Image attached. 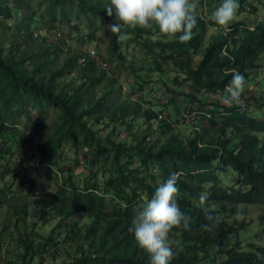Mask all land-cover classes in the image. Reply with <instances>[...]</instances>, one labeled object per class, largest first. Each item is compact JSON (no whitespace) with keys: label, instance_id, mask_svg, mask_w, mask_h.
Instances as JSON below:
<instances>
[{"label":"trees","instance_id":"16d2710c","mask_svg":"<svg viewBox=\"0 0 264 264\" xmlns=\"http://www.w3.org/2000/svg\"><path fill=\"white\" fill-rule=\"evenodd\" d=\"M42 1L49 11L51 23L56 20V8L62 19L66 18L67 11L76 10L77 13L101 17L109 24L117 22L115 17H108L106 13L109 0ZM239 5L236 15L239 17H242L241 12L254 14L259 8L264 10V0H239ZM20 13L22 17L18 24L21 29L15 36L24 40L12 39L6 53L1 54L0 51V154L3 149L10 148H3L2 140L9 132V135L17 133L14 117L30 102L34 105L45 102L59 110V123L53 136L38 144L41 162L45 161L44 156L47 157L44 146H49L51 155L61 143H70L73 147L88 149L93 146L91 162L101 166L108 164L111 171L108 179L92 173L93 178L86 185L74 182L70 174L60 180L58 191L51 197L49 210L41 211L42 216H48L46 221L54 218L58 221L47 235L38 234L41 240H37L34 246L32 239L25 237L22 240L23 255L33 249L43 258L48 252L54 262L59 253H64L59 248L68 249L66 243L72 244L74 237H78V250L71 260L61 259L57 264H150L149 254L138 246L128 229L142 210L144 201L151 198L171 173L178 172L177 203L190 222L187 230L181 225L170 233L175 253L171 264H264L261 256L264 246L252 242L242 244L238 237L250 220L245 217L237 220L235 216L239 205L264 207V114H252L247 103L241 110L237 106H226L218 99L225 94L233 71L241 73L248 81L254 76V71L264 69L261 66L264 61V23L258 14L250 23L235 21L228 25L226 35L213 30V26H218L213 22V33L205 46L203 38L207 26L200 18H197L191 39L183 43L177 37L152 42L150 37L158 32L154 31L155 27H121L124 37L130 35L145 54L162 60L178 57L175 64L182 72L181 82L188 81L195 92L201 93L199 100L193 96L194 93L188 94L191 100L196 101L198 109L203 107L208 96H218L215 99L219 103H214V106L225 124L216 123L211 133H199L201 137L197 141L195 138L184 140L174 133L173 122H195L196 119L180 121L181 114L209 117V111L192 109L188 103L186 108L173 113L174 121L169 120V115H160L158 129L162 134L168 132V135L162 139L159 135L152 138L151 122L156 121L158 113L144 108L139 101H122L107 113L106 98L103 95L95 97V93H91L90 82L99 83L104 73L97 74L94 60L86 57V53L74 52L60 66L52 67L46 59L48 48L42 51L20 49L28 39L33 43L28 29L37 21L36 12L31 0H0V24ZM109 34L110 58L123 59L120 51L122 39H118L117 34ZM223 46L224 52L221 51ZM194 56L199 57L194 60ZM78 65L82 81L76 83L74 78L60 79L67 68L72 70ZM256 102L264 106L260 98ZM13 104L20 108L11 109ZM93 121L106 126L111 123L110 135H114L117 127L125 128L129 139L115 141L107 138L99 133L101 129L91 127ZM233 134L238 137L232 138ZM225 175L229 176V184L222 186L221 176ZM203 192L208 194L205 207L209 208V213L221 217L219 226L211 231L204 228L210 222L204 208L199 206V195ZM23 206L19 211L25 216ZM78 214L87 215L90 220L83 234L71 219ZM260 218L264 230V210ZM1 238L0 233V244Z\"/></svg>","mask_w":264,"mask_h":264},{"label":"rangeland","instance_id":"374dc122","mask_svg":"<svg viewBox=\"0 0 264 264\" xmlns=\"http://www.w3.org/2000/svg\"><path fill=\"white\" fill-rule=\"evenodd\" d=\"M221 2L218 3L217 0L199 2L198 0L197 18L203 19L207 26L203 46L208 43L209 37L213 33L211 26L214 21L211 14ZM31 6L36 12L37 18V21L33 22L28 29L32 33L33 43L28 39L21 44L20 49L32 48L42 51L48 48L49 55L46 56V59L50 61L52 67L60 66L63 60H66L67 56L74 52L86 53L85 56L91 60H105L107 63L105 67H100L96 65L95 61L93 62L97 66V74L103 72L104 75L99 83L90 82L89 87L92 89L91 93H95V97L103 95L106 98L107 113L122 101L127 103L139 101L144 108L158 113V117L154 119L156 121L151 122L154 132L150 136L153 138L159 135V138L162 139L168 135V132L162 134L158 129L160 115H169V120L174 121L173 113L177 114L186 108L188 103L192 109H198L196 101L191 100L188 94L194 93L193 96L199 100L200 97L202 98L201 93L195 92L189 86L188 81L181 82L182 72L175 64L178 61L177 56L162 60L147 55L139 45L134 44L129 35L122 39L123 44L120 47L124 58L116 59L113 56L111 59L108 46L110 34L106 29L108 21L89 13H77L76 10L67 11L66 18L62 19L56 8V20L51 23L48 19L49 11L42 0H31ZM257 14L264 23V18L262 19L264 10L259 8L258 12L254 14L248 11L241 12L240 16L243 18L235 16L230 24L235 21L250 23V20ZM21 17L20 13L12 19H4L3 24H0L1 54L6 53L12 39L20 42L24 40L22 37L15 36L17 30L21 29L18 24ZM126 27L129 28V26ZM154 31H158V29L155 28ZM154 36L157 38H153ZM90 37L93 40H90ZM169 39L172 37L164 36L159 32H154L150 37L152 42L156 40L168 41ZM44 56L45 54L42 55L43 58ZM198 57L194 56L193 59L196 60ZM261 66L264 67V61ZM70 70L67 68L66 74L60 79L74 78L76 83L82 81L79 75V65ZM254 73V76L246 81L242 99L245 104L247 103L250 112L258 116L264 114V106H260L256 102L259 98L264 101V69L254 71ZM178 82L180 85H177ZM220 97L208 96L204 100L203 107L198 109L199 111H209V117L199 116L195 122L187 124L173 122L174 133L184 140L195 138L199 141L201 137L199 133H211L217 124H225V120L220 118V112H217L214 106V103H219L215 98L220 101ZM220 103L222 102L220 101ZM16 108H20V106L13 104L11 109ZM14 118L17 133L9 135V132L4 141L2 140L3 148H10L4 150L1 147L3 152L0 154V233L2 236L0 264H49L53 260L48 252L43 258H40L33 249H29L28 253L23 255L22 240H25V237L30 238L32 246H34L37 240H41L39 236L47 235L52 226L57 223L58 220L55 218L52 221H46L48 216H42L41 211L49 210L51 197L58 191L60 180L66 179L67 174H70L74 182L79 181L81 185L84 182L86 185L92 180V173L95 172L97 177L104 175L108 179L111 176V171L108 164L101 166L91 162L93 146L88 149L83 146L73 147L70 143H61L56 150L52 151L51 155H49V146H44L47 157L44 156L45 161L41 162L42 157L38 144L48 140L55 133L59 123L57 108L49 106L45 102H42L41 105H34L30 102ZM91 127L101 129L100 134L106 135L110 139L113 138L115 141L129 139L128 132L126 133L125 128L122 127H117L114 135H110L113 127L111 123H107L106 126L93 121ZM226 130L228 129L226 128ZM231 137L236 139L238 136L233 134ZM9 139L14 142H10ZM106 146L107 149L110 148L108 144ZM227 184H229V176H221V185L226 186ZM21 206L26 212L25 216L19 211L22 209ZM239 208L243 210L245 219L250 220L245 228L238 233L242 244L252 242L257 246H264V230L260 218L264 207L247 204L239 205ZM13 211L17 213L15 214ZM229 218L231 219V216ZM71 219L75 222L76 227L80 228L82 234L84 228L90 224L87 215L78 214ZM38 234L40 235L38 236ZM79 239L74 237L72 244L66 243L69 246L68 249L59 248L64 253H59L54 261L71 260L73 254L78 250ZM243 249H247V247H243ZM69 251L71 253L68 254ZM261 256L264 257V254Z\"/></svg>","mask_w":264,"mask_h":264},{"label":"clouds","instance_id":"9594fccd","mask_svg":"<svg viewBox=\"0 0 264 264\" xmlns=\"http://www.w3.org/2000/svg\"><path fill=\"white\" fill-rule=\"evenodd\" d=\"M198 6V0H109L105 7L106 13L108 17H115L117 22L106 25V29L117 34L118 39H123L122 26L142 29L155 27L159 34L177 37L182 43L187 42L197 23ZM239 7V0H222L212 12L211 18L216 25L227 28L237 15ZM231 75L232 79L220 101L226 106H237L243 110L245 78L237 71H233ZM179 175L178 172L171 173L156 188L151 198L144 201L142 210L128 229L138 246L149 254L150 264H171L175 253L170 233L181 225L185 230L189 227L190 218L181 212L177 203ZM208 199L206 192L199 195V206L204 208L206 219L210 222L204 228L211 231L219 226L221 217L209 213V208L205 207ZM235 216L237 220H243V210L238 208Z\"/></svg>","mask_w":264,"mask_h":264},{"label":"built area","instance_id":"2783aa9c","mask_svg":"<svg viewBox=\"0 0 264 264\" xmlns=\"http://www.w3.org/2000/svg\"><path fill=\"white\" fill-rule=\"evenodd\" d=\"M213 30L220 32L222 35H226L227 32L229 31L228 28H222L220 26H213ZM224 49H225V47L223 46L221 51L224 52ZM91 53H93V52H91ZM93 60L95 61L96 65H98L100 67H105V65L107 64L105 60H98V59H93ZM197 117L195 116L194 113H185L184 112V113L181 114L180 121L186 122L188 120L196 119ZM59 262H60V260H56L53 263L57 264ZM49 264H52V263H49Z\"/></svg>","mask_w":264,"mask_h":264}]
</instances>
